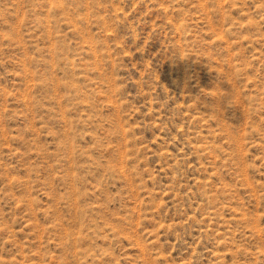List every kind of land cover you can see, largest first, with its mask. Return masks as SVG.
<instances>
[{
    "label": "rangeland",
    "instance_id": "1",
    "mask_svg": "<svg viewBox=\"0 0 264 264\" xmlns=\"http://www.w3.org/2000/svg\"><path fill=\"white\" fill-rule=\"evenodd\" d=\"M0 264H264V0H0Z\"/></svg>",
    "mask_w": 264,
    "mask_h": 264
}]
</instances>
